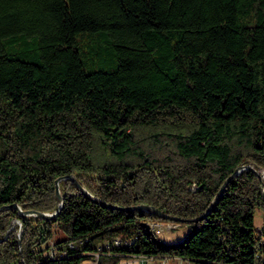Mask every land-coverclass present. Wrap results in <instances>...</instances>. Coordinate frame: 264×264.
<instances>
[{
  "label": "trees",
  "instance_id": "16d2710c",
  "mask_svg": "<svg viewBox=\"0 0 264 264\" xmlns=\"http://www.w3.org/2000/svg\"><path fill=\"white\" fill-rule=\"evenodd\" d=\"M263 170L264 0H0V264H264Z\"/></svg>",
  "mask_w": 264,
  "mask_h": 264
},
{
  "label": "rangeland",
  "instance_id": "374dc122",
  "mask_svg": "<svg viewBox=\"0 0 264 264\" xmlns=\"http://www.w3.org/2000/svg\"><path fill=\"white\" fill-rule=\"evenodd\" d=\"M10 223H11L10 228H14L15 226V229L17 230V235H19L20 229H17V227L20 223L18 222V220L11 219ZM263 223H264V209L256 208L254 211V225L256 227H261ZM189 229H190V226L187 223L179 224L173 221H165V222H160V230L159 231L154 230V232L160 241L165 242V243H174V242H178L182 240L184 236L188 234ZM61 237H62V233L57 229L56 233L52 237V240H58ZM81 264H96L95 257L93 256L85 260ZM166 264H187V262L178 261L177 259H169V260H166Z\"/></svg>",
  "mask_w": 264,
  "mask_h": 264
},
{
  "label": "water",
  "instance_id": "95a60500",
  "mask_svg": "<svg viewBox=\"0 0 264 264\" xmlns=\"http://www.w3.org/2000/svg\"><path fill=\"white\" fill-rule=\"evenodd\" d=\"M242 167H238L230 176H232L235 172L239 171ZM262 175L264 176V170L262 171ZM230 176L224 181L223 185L220 187V189L218 190L217 194L214 196V198L212 199L210 205H209V208L212 207V205L215 203L217 197L219 196V194L221 193L226 181L230 178ZM66 177H69L70 179H72L75 184L77 186H79V188L81 189V191L86 194L89 198L91 199H94V197L83 187L80 185V183L77 181V179L75 178V176H73L72 174L66 176ZM63 178V177H58L55 179V194H56V200H57V207L55 210L51 211V212H39V211H34V210H26V211H23L20 209L19 206H17L16 203H12L11 205H7V207L9 206H16L20 212V214L22 215H38L40 217H44V218H53L55 217L59 211H60V208L62 206V195L60 194V191H59V185H58V181ZM65 178V177H64ZM263 199H264V190H263ZM104 205H107V206H112V207H117L115 205H111V204H107V203H102ZM138 207H144L143 205H132V206H125V207H119V208H122V209H131V208H138ZM151 210L152 212H154L158 217H161V218H168V219H171L173 221H179L180 219L178 217H174V216H169L167 215L166 213L162 212L161 210L155 208V207H151ZM205 214H202V215H199L195 218H193L192 220H197L199 218H202ZM146 227H149V224L144 222L143 223Z\"/></svg>",
  "mask_w": 264,
  "mask_h": 264
},
{
  "label": "built area",
  "instance_id": "2783aa9c",
  "mask_svg": "<svg viewBox=\"0 0 264 264\" xmlns=\"http://www.w3.org/2000/svg\"><path fill=\"white\" fill-rule=\"evenodd\" d=\"M150 227L156 231H159L160 222H153L150 224ZM54 253H57V252L56 251L49 252L50 255H53ZM93 256L95 257V263H96V258L98 256V253H93ZM169 259H177L178 261H186L178 257L167 258V257H160V256L146 255V254H136V255H130L126 258H123L114 264H166V260H169ZM186 262L187 264H190L188 261Z\"/></svg>",
  "mask_w": 264,
  "mask_h": 264
}]
</instances>
